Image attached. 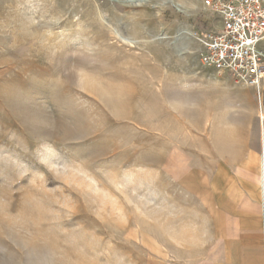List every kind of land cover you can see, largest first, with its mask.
I'll use <instances>...</instances> for the list:
<instances>
[{
	"label": "rangeland",
	"instance_id": "374dc122",
	"mask_svg": "<svg viewBox=\"0 0 264 264\" xmlns=\"http://www.w3.org/2000/svg\"><path fill=\"white\" fill-rule=\"evenodd\" d=\"M220 28L203 0H0V264H142L174 160L264 147V82L199 62Z\"/></svg>",
	"mask_w": 264,
	"mask_h": 264
},
{
	"label": "crops",
	"instance_id": "0c3cea01",
	"mask_svg": "<svg viewBox=\"0 0 264 264\" xmlns=\"http://www.w3.org/2000/svg\"><path fill=\"white\" fill-rule=\"evenodd\" d=\"M252 152L174 160L180 202L143 233L142 264H264V147Z\"/></svg>",
	"mask_w": 264,
	"mask_h": 264
},
{
	"label": "built area",
	"instance_id": "2783aa9c",
	"mask_svg": "<svg viewBox=\"0 0 264 264\" xmlns=\"http://www.w3.org/2000/svg\"><path fill=\"white\" fill-rule=\"evenodd\" d=\"M221 28L199 38V62L216 77L259 88L264 82V0H203Z\"/></svg>",
	"mask_w": 264,
	"mask_h": 264
},
{
	"label": "bare ground",
	"instance_id": "6f19581e",
	"mask_svg": "<svg viewBox=\"0 0 264 264\" xmlns=\"http://www.w3.org/2000/svg\"><path fill=\"white\" fill-rule=\"evenodd\" d=\"M140 1V0H139ZM136 1H133V3H135ZM140 3V2H139ZM170 3H171V1H170ZM175 4V3H174ZM180 8V7H179ZM181 12V11H180ZM260 118H261V120L263 121L264 120V115L263 114H261L260 115Z\"/></svg>",
	"mask_w": 264,
	"mask_h": 264
},
{
	"label": "water",
	"instance_id": "95a60500",
	"mask_svg": "<svg viewBox=\"0 0 264 264\" xmlns=\"http://www.w3.org/2000/svg\"><path fill=\"white\" fill-rule=\"evenodd\" d=\"M135 3H137V2H135Z\"/></svg>",
	"mask_w": 264,
	"mask_h": 264
}]
</instances>
